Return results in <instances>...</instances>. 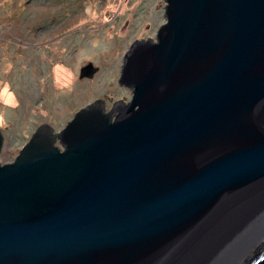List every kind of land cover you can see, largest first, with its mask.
Wrapping results in <instances>:
<instances>
[{
	"label": "water",
	"instance_id": "obj_1",
	"mask_svg": "<svg viewBox=\"0 0 264 264\" xmlns=\"http://www.w3.org/2000/svg\"><path fill=\"white\" fill-rule=\"evenodd\" d=\"M164 2L123 56L128 102L0 164V264H264L259 209L237 212L264 189V0Z\"/></svg>",
	"mask_w": 264,
	"mask_h": 264
},
{
	"label": "rangeland",
	"instance_id": "obj_2",
	"mask_svg": "<svg viewBox=\"0 0 264 264\" xmlns=\"http://www.w3.org/2000/svg\"><path fill=\"white\" fill-rule=\"evenodd\" d=\"M164 0H0V164L12 163L42 124L59 133L96 99L128 102L123 56L155 40ZM91 64V79L79 78ZM56 145L61 147L58 142Z\"/></svg>",
	"mask_w": 264,
	"mask_h": 264
},
{
	"label": "bare ground",
	"instance_id": "obj_3",
	"mask_svg": "<svg viewBox=\"0 0 264 264\" xmlns=\"http://www.w3.org/2000/svg\"><path fill=\"white\" fill-rule=\"evenodd\" d=\"M261 196L259 198H256V199H251V197H249L246 202L248 204H246V202H244L243 204L244 207H240L242 209L238 210L237 212L241 215H243L242 217V223H244L245 220H247V212H248V208L250 209L251 207H254L255 210L259 209L258 211H256L254 214H253V217L255 216V214L257 213V216H259V218H257L256 222L251 226V229H250V233H248V235H251V237H253L256 233L257 235L253 238L250 239V244L252 243V239H253V243L257 241L258 237H260L261 235L264 236V189L261 191ZM250 199V200H249ZM249 200V201H248ZM246 206V207H245ZM251 215V214H249ZM247 217V218H246ZM249 221V220H248ZM241 245V244H240ZM254 244H251V246H253ZM248 245H244V246H239V248H245L247 247ZM237 248V247H236ZM245 250V249H244ZM242 250V251H244ZM226 264H231V261Z\"/></svg>",
	"mask_w": 264,
	"mask_h": 264
},
{
	"label": "flooded vegetation",
	"instance_id": "obj_4",
	"mask_svg": "<svg viewBox=\"0 0 264 264\" xmlns=\"http://www.w3.org/2000/svg\"><path fill=\"white\" fill-rule=\"evenodd\" d=\"M114 106H115V103H113V104L111 105V107L109 108V110H111V108H113ZM105 109H106V105H105ZM109 110L106 109V112H108Z\"/></svg>",
	"mask_w": 264,
	"mask_h": 264
}]
</instances>
